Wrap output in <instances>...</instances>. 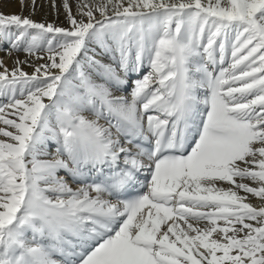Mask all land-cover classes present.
I'll use <instances>...</instances> for the list:
<instances>
[{
	"label": "snow or ice",
	"instance_id": "1",
	"mask_svg": "<svg viewBox=\"0 0 264 264\" xmlns=\"http://www.w3.org/2000/svg\"><path fill=\"white\" fill-rule=\"evenodd\" d=\"M62 6L0 12V264H264V0Z\"/></svg>",
	"mask_w": 264,
	"mask_h": 264
},
{
	"label": "bare ground",
	"instance_id": "2",
	"mask_svg": "<svg viewBox=\"0 0 264 264\" xmlns=\"http://www.w3.org/2000/svg\"><path fill=\"white\" fill-rule=\"evenodd\" d=\"M78 2L79 0H69L70 5H72L73 15H76V4ZM54 3L56 5L55 8L53 7ZM62 4H63V0H35V7L33 8L32 0H25V6L22 8L20 4V0H0V12H3L5 14H21L25 17L31 18L36 22H42L46 24L52 23L59 27L69 28L70 25L66 18V13ZM8 47L9 45L7 43L0 42V61H2L3 65L6 66L9 70H11L15 66V62L17 58H19L20 61H24L26 59L33 60L35 64L44 63L43 60H35L34 58H30L26 56L25 53L22 51L20 52L12 51L10 53L6 52L5 49H8ZM97 52H99V49H97ZM96 58L104 60L105 63L109 62L107 58L102 55H98ZM21 67L25 72L29 74H31L34 71L33 67L27 64H21ZM1 69L2 67H0V71H2ZM113 91L115 92V89ZM115 94L122 95L127 97L128 99H131L130 91L128 89H125L122 92H115ZM4 102H5L4 99L0 98V103H4ZM45 103H47V100H45ZM86 115L88 114L86 113ZM101 123H104V121H101ZM0 127H4V125L0 124ZM0 140L7 141L8 138L0 135ZM55 155H56L55 146L53 144L49 148V155L42 156L41 159H52ZM145 175H147V173L141 175L140 179L142 181L144 180ZM58 176L63 177L65 180H67L70 186L73 187L74 189L79 187V184L77 182L72 181L65 172L63 171L58 172ZM241 195H244V193L241 192ZM246 202L256 207L264 206V201H261L259 198L253 197L250 194H248V199ZM54 258L60 259V257L58 256Z\"/></svg>",
	"mask_w": 264,
	"mask_h": 264
},
{
	"label": "rangeland",
	"instance_id": "3",
	"mask_svg": "<svg viewBox=\"0 0 264 264\" xmlns=\"http://www.w3.org/2000/svg\"><path fill=\"white\" fill-rule=\"evenodd\" d=\"M1 70L3 71L4 69L2 68Z\"/></svg>",
	"mask_w": 264,
	"mask_h": 264
}]
</instances>
